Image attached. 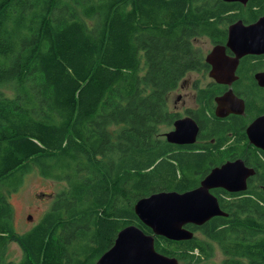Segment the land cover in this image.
Segmentation results:
<instances>
[{
  "label": "trees",
  "instance_id": "1",
  "mask_svg": "<svg viewBox=\"0 0 264 264\" xmlns=\"http://www.w3.org/2000/svg\"><path fill=\"white\" fill-rule=\"evenodd\" d=\"M229 4L0 0V264H95L124 227L153 233L135 212L139 199L197 184L204 156L164 157L171 145L159 133L173 119L169 93L201 59L196 39L243 17L227 14ZM35 170L63 186L20 233L6 191ZM221 207L228 217L187 225L188 240L156 236V249L204 264L217 244L218 264H264V197Z\"/></svg>",
  "mask_w": 264,
  "mask_h": 264
},
{
  "label": "flooded vegetation",
  "instance_id": "2",
  "mask_svg": "<svg viewBox=\"0 0 264 264\" xmlns=\"http://www.w3.org/2000/svg\"><path fill=\"white\" fill-rule=\"evenodd\" d=\"M227 3H231L226 7L227 14L243 17L218 24L216 27L222 28L218 36H202L210 47L205 52L202 50L198 66L186 72L170 92L177 93L173 103H169L167 97L168 113L173 119L170 124H164L159 133L171 145L164 157L173 156L185 163L192 156H204L205 165L201 169L204 175H194L191 180L197 184L189 190L199 187L217 167H229L242 161L254 170L246 176L244 189L230 191L222 186L210 189L220 205L246 197H264V51L243 53L229 44L231 25L239 20L245 25L257 22L264 16V13L258 15L264 2L235 0ZM178 121L181 138H192L191 133L197 128L193 141L168 140L167 134L176 129Z\"/></svg>",
  "mask_w": 264,
  "mask_h": 264
},
{
  "label": "water",
  "instance_id": "3",
  "mask_svg": "<svg viewBox=\"0 0 264 264\" xmlns=\"http://www.w3.org/2000/svg\"><path fill=\"white\" fill-rule=\"evenodd\" d=\"M238 1L246 3L248 0ZM229 44L243 53L263 52L264 16L251 25H245L242 20L231 25ZM216 53L217 49L214 51ZM179 122H176V129L167 134L168 140L180 143L193 141L197 128L191 133L192 138L184 139L179 132ZM253 171L239 161L229 167L213 169L195 189L185 192L164 190L139 199L135 204V212L153 233H146L136 224L124 227L114 244L95 264H180L176 256L166 255L156 249L155 237L188 240L195 236V231L187 228V225L201 226L215 216H228L229 213L221 207L210 189L219 186L230 191L244 189L246 176Z\"/></svg>",
  "mask_w": 264,
  "mask_h": 264
},
{
  "label": "rangeland",
  "instance_id": "4",
  "mask_svg": "<svg viewBox=\"0 0 264 264\" xmlns=\"http://www.w3.org/2000/svg\"><path fill=\"white\" fill-rule=\"evenodd\" d=\"M197 48L202 53V50H208L210 45L207 39L200 37V41H195ZM189 74H196L190 72ZM190 90V88H188ZM10 92V91H9ZM177 93L169 94V103H173ZM173 106V104H172ZM165 128L164 130H168ZM63 186L62 182H56L53 179L42 176L37 170L27 174L19 186L17 191L8 193L9 199L15 210V226L20 233L28 231L32 228L42 216L51 209L53 203V195ZM32 216V217H30ZM10 256L19 260L22 257V249L17 242L10 243ZM224 258V254L217 244H215V255L204 261V264H218ZM184 264V262H180Z\"/></svg>",
  "mask_w": 264,
  "mask_h": 264
},
{
  "label": "bare ground",
  "instance_id": "5",
  "mask_svg": "<svg viewBox=\"0 0 264 264\" xmlns=\"http://www.w3.org/2000/svg\"><path fill=\"white\" fill-rule=\"evenodd\" d=\"M196 188V187H195Z\"/></svg>",
  "mask_w": 264,
  "mask_h": 264
}]
</instances>
